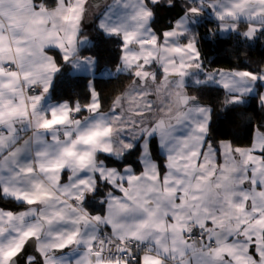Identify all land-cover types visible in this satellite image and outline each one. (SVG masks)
I'll return each mask as SVG.
<instances>
[{"label":"snow or ice","instance_id":"1","mask_svg":"<svg viewBox=\"0 0 264 264\" xmlns=\"http://www.w3.org/2000/svg\"><path fill=\"white\" fill-rule=\"evenodd\" d=\"M22 2L44 34L20 40L18 59L0 56V201L13 205L0 207V264H264V120L238 111L249 96L264 109V69L185 81L214 86L226 101L215 120L210 105L190 101L188 131L176 136L171 124L125 119L115 105L101 115L96 81L123 71L98 56L77 58L100 37L118 41L122 60L132 39L138 48L188 40L203 15L247 47L264 37V0L254 8L242 7L250 0H187L163 30L153 24L157 9L174 10L177 0H0V37L25 31L14 22ZM88 16L97 36L84 31ZM189 47L202 70L195 37ZM58 77L86 81V102L71 85V98L58 99ZM237 117L251 132L246 146H233L240 137L226 122Z\"/></svg>","mask_w":264,"mask_h":264},{"label":"trees","instance_id":"2","mask_svg":"<svg viewBox=\"0 0 264 264\" xmlns=\"http://www.w3.org/2000/svg\"><path fill=\"white\" fill-rule=\"evenodd\" d=\"M178 6L174 10L157 9V14L154 18L153 24L156 29L163 30L171 22L177 13L181 12V8L188 7L187 0H177ZM195 6V5H192ZM89 19V27L84 29L87 36H97L91 16ZM218 21L208 15L198 17V23L192 25V32L189 33L188 40H182L187 42L193 37L198 45L200 52V59L203 62L205 69L207 70H241L249 71L251 69H264V37H258L255 41L251 42L247 47H237L240 41L236 36L228 38L227 35L218 33ZM247 25L241 24L240 30L244 31ZM80 55H92L98 56L101 60L102 66L106 65L110 69L115 70L121 63V50L118 41L107 37H100L95 47L91 49H84ZM156 65H153L155 67ZM160 72V69H158ZM57 78V92L59 93L58 99H70L71 87L76 88V92L79 94L74 97L81 100L83 105L87 98V82L81 81L79 84L70 81L69 78L64 77L63 82ZM135 81L134 73H123L118 79H109L107 77L97 79L96 90L100 97V110L108 111L112 108L115 102L124 95L131 85ZM186 93L192 96L194 99L199 100V103L204 105H210L214 109L213 120L216 119L217 114L221 112L222 106L226 101L225 94L219 89H196L192 87H186ZM243 108L238 109L239 112L244 113L248 118H251L252 122L259 123L264 120V109H261L258 104H254L253 97L249 96L245 98ZM89 113H82L80 116H86ZM231 131L240 137V140L234 141V147L236 145L246 146L249 143L251 132H246L245 125L247 120L237 117L234 121L226 122ZM213 136V139L218 141L219 139H231L217 138L214 133H209ZM0 205L5 208H13L7 201H0Z\"/></svg>","mask_w":264,"mask_h":264},{"label":"crops","instance_id":"3","mask_svg":"<svg viewBox=\"0 0 264 264\" xmlns=\"http://www.w3.org/2000/svg\"><path fill=\"white\" fill-rule=\"evenodd\" d=\"M131 2V0H130ZM214 3H219L220 0H213ZM243 8H254L256 7V4L254 3V0H250L248 3H242ZM233 11H239L238 9H232ZM224 15V20L222 21L223 25L225 26H231L233 23V20L231 17L227 15V11L222 12ZM89 17V16H88ZM86 17L83 24L84 29L89 27V18ZM23 21L25 24V31L20 32L16 37H13V30H7L6 33L0 37V56H2L4 59L9 58H16L18 59L17 54V48L19 46L18 42L22 39H33L35 37L40 36L41 34H44V22L33 17L28 13L27 10V4L26 2H22L20 5V8L17 10V19L14 22ZM219 22V21H218ZM7 23V22H6ZM220 23V22H219ZM249 26L247 25L245 30ZM222 35H228L226 33ZM196 41V40H195ZM192 39H190L187 42H183L182 40H174L170 42L166 47H164L162 44H156L158 46L159 52L155 56L156 57V63L153 65H156L155 67H151V69H145L143 70L145 72H142V74H145L147 72V76L149 78H152V74H156L155 79H151L149 83L157 84L160 83L165 78H168L169 76L173 74L180 76H191L190 81H192V78H194V74L191 73V71L186 70L187 65H193L198 63L194 59H192V51L189 45L191 44ZM130 44L134 45L135 48L140 49L141 47H137V42L135 39L130 40ZM196 47L198 48L197 42ZM150 49V47H149ZM179 52V54H178ZM86 57H94L92 55L86 54V55H78V59L80 58H86ZM153 58L151 56H144L143 60H149L151 61ZM201 60V59H200ZM122 65V59L121 63ZM163 65L167 68L166 76H162L161 72L158 71L160 69V65ZM121 65H119L115 70L120 71L118 69ZM234 71V70H231ZM240 72H247V71H241ZM124 73V72H123ZM191 73V74H189ZM114 74V73H113ZM137 78V77H136ZM136 78L134 83L131 85V87L128 89V91L122 95L116 102L115 106L120 108L121 115L124 117L126 114H129L130 118L132 119H141L140 116L135 115L136 112L139 110L140 112L147 113L146 116H143L145 118V122L148 121H164L165 124H171L173 126L172 131L173 134L176 136H182L185 132L188 131L189 124L186 122V113H187V107L194 98L186 93V87L182 92H180L179 99L177 100V103L175 106L176 108L172 107V104L166 106L164 108H156L155 107V101H152L149 97L152 95H149L150 91L148 92L145 90L144 87H137ZM178 78V77H177ZM176 80V78L174 79ZM145 86V85H142ZM147 87H149L147 85ZM135 90V91H134ZM97 91V90H96ZM145 102V103H144ZM148 102H151L153 107L148 108L146 107V104ZM113 105V106H114ZM101 105L99 104L98 111L101 115H107L110 110L104 112L100 110ZM91 113H89L86 116H80V119H85L88 116H90ZM142 117V118H143ZM112 125L113 128H118L122 126V121H117L115 118H112ZM0 207H2L0 205Z\"/></svg>","mask_w":264,"mask_h":264},{"label":"rangeland","instance_id":"4","mask_svg":"<svg viewBox=\"0 0 264 264\" xmlns=\"http://www.w3.org/2000/svg\"><path fill=\"white\" fill-rule=\"evenodd\" d=\"M158 52H159L158 46L154 43L151 44L150 49L145 48L143 46H141L140 49H137L135 48L134 45H131L130 50L123 57L122 65L120 64L121 66L118 69L122 70L124 73H134L135 78L137 77V74H139L141 79L138 80L136 78L137 87L138 88L144 87L145 90H147L148 92L150 91L152 95L149 98L152 101H155L156 108L158 109L164 108L166 104L170 105L172 103H174L172 107L176 108L177 106H175V104L177 103V100L179 99L180 92H182V90L185 89L184 82L187 81L190 84L191 81L189 82V80L191 79L190 78L191 76L185 75V76L179 77L178 75L172 73L171 76L163 79L162 81H160V83L153 84V83H149L152 78H149L148 76H145V74H142V72H145L143 68L135 67V65H138L141 63V60L143 59L145 55L151 56L152 58L156 59L155 56L158 54ZM186 70L187 71L193 70L191 73H193L195 76L194 78H192V80L202 78L204 73H215L218 71V70H207L205 69L204 65H203L202 70H198L196 63L193 65H187ZM220 70H223L225 74L229 72H233L231 70H224V69H220ZM234 71H237V70H234ZM175 78L176 80H174ZM222 79H227L226 75L222 77ZM142 85H145V86H142ZM147 85L149 87H147ZM126 116L128 117H124L125 119L130 118L129 114H126ZM139 118L145 120L144 117L143 118L139 117Z\"/></svg>","mask_w":264,"mask_h":264}]
</instances>
